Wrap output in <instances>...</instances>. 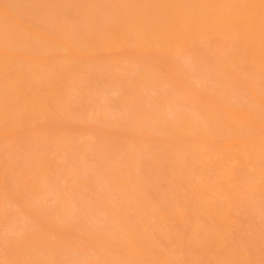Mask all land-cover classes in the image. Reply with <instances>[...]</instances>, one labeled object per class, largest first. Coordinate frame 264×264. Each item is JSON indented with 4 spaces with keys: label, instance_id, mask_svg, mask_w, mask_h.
I'll use <instances>...</instances> for the list:
<instances>
[{
    "label": "bare ground",
    "instance_id": "bare-ground-1",
    "mask_svg": "<svg viewBox=\"0 0 264 264\" xmlns=\"http://www.w3.org/2000/svg\"><path fill=\"white\" fill-rule=\"evenodd\" d=\"M262 236L264 0H0V261L260 264Z\"/></svg>",
    "mask_w": 264,
    "mask_h": 264
},
{
    "label": "snow or ice",
    "instance_id": "snow-or-ice-1",
    "mask_svg": "<svg viewBox=\"0 0 264 264\" xmlns=\"http://www.w3.org/2000/svg\"><path fill=\"white\" fill-rule=\"evenodd\" d=\"M0 264H17V262H6V261H0ZM27 264V262H25ZM55 264V262H53ZM260 264H264V260H261Z\"/></svg>",
    "mask_w": 264,
    "mask_h": 264
},
{
    "label": "rangeland",
    "instance_id": "rangeland-1",
    "mask_svg": "<svg viewBox=\"0 0 264 264\" xmlns=\"http://www.w3.org/2000/svg\"><path fill=\"white\" fill-rule=\"evenodd\" d=\"M245 99H246V98H245ZM88 177H89V178H90V177H93V174H89ZM248 213H251V212H248ZM261 223H262L261 221H257V226H259V228H260L261 225H262ZM261 240L264 241V236H262Z\"/></svg>",
    "mask_w": 264,
    "mask_h": 264
}]
</instances>
